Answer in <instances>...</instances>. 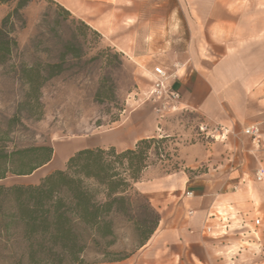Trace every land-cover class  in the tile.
<instances>
[{"label": "crops", "instance_id": "obj_1", "mask_svg": "<svg viewBox=\"0 0 264 264\" xmlns=\"http://www.w3.org/2000/svg\"><path fill=\"white\" fill-rule=\"evenodd\" d=\"M53 1L133 62L136 72L148 75L150 82L155 66L176 72L173 87L180 94L179 108L200 116L207 131L193 143L184 142L189 133L182 139L179 135L177 167H149L134 184L159 215L148 242L124 261L86 264H219L216 255L226 241L229 264H264V219L259 226L253 224L257 211L264 215V179L255 180V172L264 171V148L254 149L239 132L248 125L264 129V60L253 48L245 53L234 49L227 57L212 49L238 36L234 14L215 3L205 7L203 0ZM203 30L216 40L209 51L200 49ZM132 118V125L109 134L112 147L123 150L158 136L150 105L134 110ZM163 126L166 130L172 125ZM217 127L227 137L212 142L208 136ZM52 160L20 183L34 184L32 178ZM188 192L192 197H186ZM204 228L211 233H203ZM252 234L257 241L250 239Z\"/></svg>", "mask_w": 264, "mask_h": 264}, {"label": "trees", "instance_id": "obj_2", "mask_svg": "<svg viewBox=\"0 0 264 264\" xmlns=\"http://www.w3.org/2000/svg\"><path fill=\"white\" fill-rule=\"evenodd\" d=\"M34 1L0 0V7H11L0 20V264H86L88 254L93 262L124 261L158 227L159 215L134 184L154 165L153 158L168 157L160 148L165 138L140 139L123 150L80 149L63 169L37 184L16 181L32 175L53 156L51 146L29 142L35 134L28 123L44 117L43 88L61 73L68 57L80 59L88 34L100 38L56 2L44 0L56 8L68 30L77 25L65 41L55 28L45 41L37 36L34 53L26 56L15 34L25 28L22 11ZM44 43L46 59L37 51ZM121 59L122 54L110 47L91 57L108 69L96 79L92 97L96 104H116L111 70L121 65ZM121 234L130 241L131 251L113 250Z\"/></svg>", "mask_w": 264, "mask_h": 264}, {"label": "rangeland", "instance_id": "obj_3", "mask_svg": "<svg viewBox=\"0 0 264 264\" xmlns=\"http://www.w3.org/2000/svg\"><path fill=\"white\" fill-rule=\"evenodd\" d=\"M203 2L205 7L215 3L230 11L234 14L237 24L238 36L236 38H233L225 46L212 47L218 56L227 57L228 52H233L234 49L238 53H245V51H249L247 49L253 48L256 51H253L255 52L253 54H256L258 59L262 57L264 60V0H203ZM10 8V6L0 7V20ZM56 13V8L44 0H35L23 9L22 15L26 23L25 28L17 31L15 38L19 48L24 50L26 56L34 53V45L37 42L36 37L42 36L43 41H45L49 37L48 31L51 28L57 30L60 39L63 41L69 37V31L74 30L76 23L68 30L67 24L63 23L62 18L56 16ZM75 19L78 20L77 18ZM54 21H58L59 24L55 25ZM202 33L204 34L202 37L204 45L200 49L209 51L211 44L216 40L207 31L203 30ZM248 34L253 35H249V37ZM45 47L46 44L44 43L37 49L38 54L43 59H46L48 55L45 52ZM105 47L114 49L101 36L96 38L88 34L87 42L81 48L80 59L77 61L68 57L61 73L43 88L44 117L37 123H28V126L35 134L29 142L36 145L49 146L56 144V146L52 162L45 170L38 172L32 178L31 182L34 184H37L38 180L52 169L63 168L64 159L76 148H105L111 146L110 144H113V140L109 134L113 133V129H122L127 125H132L135 121L132 118V112L145 104L150 105L152 119L157 123V129L154 128V130L158 136L155 139L165 138L160 148L163 149L164 153L168 154L167 158H161V160L153 158V166L161 165L168 171L174 170L179 164L176 160L177 144H180L179 139H182L185 133H189V135L184 136V142L193 143L207 132L206 129L205 131L201 130L203 121L200 116L181 108L175 112H166L161 119L156 118L152 111V105L145 95L151 85L148 75L138 74L135 64L123 55L121 65L115 64L111 70L116 91V104H96L92 98L96 89V79L101 74L106 73L108 69H104L100 61H91L90 59L96 51ZM115 51L118 52L117 50ZM52 55L56 54L52 53ZM127 101L132 103L129 108L126 106ZM120 107H122V110L118 111ZM149 116V113H147V118ZM113 118H117V121L111 122ZM165 122L172 126H168L165 130V126H163ZM243 128L239 131L242 135H244L242 133ZM214 130L212 129V133L208 136V139L212 142L221 141L227 137L224 131L214 132ZM165 132L169 136H165ZM178 136L180 137L179 139ZM117 150L120 149L117 148ZM16 181L20 182L19 180ZM11 182L13 181L8 183ZM257 212L258 219H264V215L260 211ZM251 237L252 241H257L254 234ZM225 244L228 246L227 241L226 243L222 242L216 255V258L220 261L219 264H229V254L228 249L224 248ZM244 245L245 247H252V245ZM123 249L131 251L132 247L130 241L121 234L119 242L113 250ZM136 251L131 252L130 256L134 255ZM86 259L91 261L94 257L88 254Z\"/></svg>", "mask_w": 264, "mask_h": 264}, {"label": "built area", "instance_id": "obj_4", "mask_svg": "<svg viewBox=\"0 0 264 264\" xmlns=\"http://www.w3.org/2000/svg\"><path fill=\"white\" fill-rule=\"evenodd\" d=\"M177 80L176 72L168 71L161 66H155L152 70V81L149 90L145 93L146 99L152 105V111L156 118L161 119L166 112H175L179 110L180 94L173 87ZM206 126H202L201 130L205 131ZM216 131H224L221 127L216 128ZM242 133L247 136L254 149L264 148V129L258 125H248L242 129ZM264 179V171L259 169L255 172V180L261 182ZM186 197H192V193H186ZM188 216H192L189 211ZM260 220L257 218L253 221L254 226H258ZM223 230L227 231L228 227L224 226ZM203 233L210 234V228H204Z\"/></svg>", "mask_w": 264, "mask_h": 264}]
</instances>
